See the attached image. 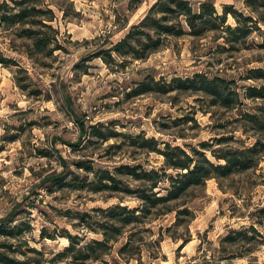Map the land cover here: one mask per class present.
Returning <instances> with one entry per match:
<instances>
[{"label": "rangeland", "instance_id": "374dc122", "mask_svg": "<svg viewBox=\"0 0 264 264\" xmlns=\"http://www.w3.org/2000/svg\"><path fill=\"white\" fill-rule=\"evenodd\" d=\"M191 1L198 6L202 0ZM213 1L221 13L229 5L245 17L252 16L250 21L240 17L251 33L236 41L231 39L239 35L218 37L219 32L170 36L165 47L146 59L122 57L110 48L129 30L122 29L126 20L139 21L156 0H33L22 5L43 10L36 19L53 16L51 27L7 26L0 17V218L27 196L21 210L33 211V231L26 238L43 251L44 264H72L70 259L50 261L70 240L42 239L44 226L60 233H85L86 240L104 239V229L84 228L79 214L90 212L87 222L98 227L97 222L113 221L94 212V207L117 204L120 196L130 207L141 203L127 190H137L142 181L116 167H166L163 153L143 147L144 138L134 141L130 136L145 134L156 138L161 149L169 142L192 155L195 149L203 150L216 163L209 149L226 148L217 138L233 135L247 144L254 141L243 131L245 126L253 133V127L238 118L241 111L254 112L260 105L244 94L250 86L264 84L255 77L258 68L264 69V0ZM0 2L17 5L16 0ZM227 24L240 23L230 13ZM24 30L41 31V38L51 40L49 46L36 43ZM196 73L226 79L242 95L243 104L229 109L214 104L204 91L179 89L177 84L167 88L174 78ZM145 83L156 91L133 93ZM82 126L87 130L84 136ZM204 143L210 147L204 149ZM102 168L115 173L119 190L92 189L98 185L93 182L96 171ZM52 173L64 174V186L43 183ZM220 181L212 178L192 188L177 202L178 209L153 222L127 227L105 260L109 264H264V161L256 170ZM161 192L166 194L165 189ZM28 202L34 207L29 208ZM252 225L263 237L256 235L251 243L241 235L235 243L224 240L234 230ZM131 239L126 253H120ZM9 242L27 250L19 240ZM9 252L21 259L39 256Z\"/></svg>", "mask_w": 264, "mask_h": 264}, {"label": "trees", "instance_id": "16d2710c", "mask_svg": "<svg viewBox=\"0 0 264 264\" xmlns=\"http://www.w3.org/2000/svg\"><path fill=\"white\" fill-rule=\"evenodd\" d=\"M31 1L33 0H16L17 5L14 7H10L8 2H0L1 22L7 26L19 23H32L33 25L40 24L43 27H51L49 22L54 20L53 16L51 18L36 19L43 10L31 5L22 7V5ZM20 5L21 8L18 9ZM8 7L11 8V11H7ZM137 7L139 5L133 6L131 10ZM230 13L239 21L240 24L238 26L234 27L231 24H227ZM240 17H244L247 21L254 20L252 16L245 17L241 12L229 5H226L224 12L221 13L213 0H202L198 3V6L191 0H156L139 21L132 23L131 18L126 20V23L122 25V29L129 27V30L121 40L114 43L110 50L122 57L133 56L137 59H146L151 54L165 47L166 41L170 36L181 37L190 35L202 37L212 32H219L222 35L218 37L226 34L239 35L235 39H231L236 41L239 38L247 37L252 30L249 26L242 24ZM24 31L26 36L34 37L36 43H44V46H49V41L51 40L41 38V31ZM255 77L264 81V69L258 68ZM153 82L158 84L155 80ZM229 83V81L220 77L210 78L207 74L196 73L194 77L174 78L168 83L167 88L177 84L176 87L179 89L204 91L207 95L213 97L212 101L214 104L233 109L243 104V101L242 95L238 90L231 88L228 85ZM156 89L155 86L145 83L136 88L133 93L140 95L156 91ZM244 95L249 99L260 101V105L255 108L254 112L241 111L242 117L238 118V121L250 123L251 127H253L255 130L253 133L246 130L245 126L243 131L248 135L247 139H253L254 141L251 144H247V140L236 138L233 135L217 138V141L226 144V148L222 150L209 149L218 160V163L214 162L207 152L203 150L195 149L194 155H192L181 146H172L169 142H166L165 149H161L159 148L160 142L156 138H148L145 134L130 136L134 141L144 138L143 144H141L143 147L152 148L163 153L166 156V167L151 170L143 169L141 164L116 167V171H124V173L142 181L137 190H127L135 193L134 196L141 203L138 206L130 207L124 204L125 198L120 196V202L117 204L106 208L94 207L92 209L94 212L106 214L113 221L111 224L97 222L98 227H94V223L87 222V218L92 217L90 212L79 214L81 215L80 225L96 231H100V228L104 229V239L94 238L86 240L87 236L85 233L82 236L80 234H72L68 230L60 233L57 229L49 231L48 227L44 226L41 231L42 239L56 240L59 236H63L70 240V244L61 252L56 253L50 261L57 263L70 259L72 264H91L93 261H103L105 264H109L108 260H105V255L120 241L127 227H138L146 223L147 220L153 222L155 218L178 209L179 203L177 202L187 195L192 188L204 186L212 178H217L219 181L231 179L237 175L258 169L264 161V84L250 86ZM86 132V128L82 126V136ZM232 141L235 143H232ZM204 145V149L210 147L209 143H204ZM222 160L225 162L222 163ZM166 169H173L175 173H169ZM93 170L91 168L89 171L93 172ZM96 172L98 173V178L93 182L98 185L92 188L94 191H102L104 189L119 190L120 181L113 171L102 168ZM105 181H111L112 184ZM47 182H53V184L62 187L65 183L64 174L52 173L47 175L43 179V183ZM164 182L169 183L167 188L161 187ZM220 184L221 186L223 185L221 181ZM163 189L166 190V194H161ZM26 199H28L27 196L21 202L15 203L11 210L0 218V238L6 239V241L0 242V264H44L46 262L43 257V251L31 246L30 240L26 238L33 231V211L21 210V207L25 205ZM33 203L28 202L27 206L32 208L34 207ZM183 211L179 210V213ZM250 232L254 234L251 235ZM237 235L243 236L244 241L248 243H251L256 235L263 237L261 232L252 225L242 230H234L224 240L232 243L238 242L240 240H238ZM9 240H19L23 244L21 246L25 245L27 250L15 247V244L9 242ZM131 243L132 239L124 244L120 249V253H126ZM9 251L20 252L25 255L33 252L39 256L21 259L16 256L18 254H11Z\"/></svg>", "mask_w": 264, "mask_h": 264}]
</instances>
